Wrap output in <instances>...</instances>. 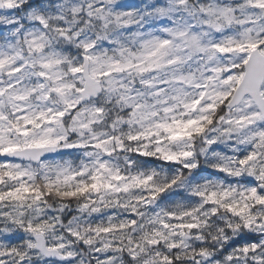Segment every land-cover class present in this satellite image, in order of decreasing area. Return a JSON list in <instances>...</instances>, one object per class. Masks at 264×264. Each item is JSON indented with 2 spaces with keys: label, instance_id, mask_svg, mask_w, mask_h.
Masks as SVG:
<instances>
[{
  "label": "clouds",
  "instance_id": "obj_1",
  "mask_svg": "<svg viewBox=\"0 0 264 264\" xmlns=\"http://www.w3.org/2000/svg\"><path fill=\"white\" fill-rule=\"evenodd\" d=\"M254 0H20L19 9H8L0 5V47L8 50L11 44L19 54L16 63L26 65L17 91L33 89L29 103L37 109L63 111L59 123L51 125L55 129L54 137L63 136L56 148L43 154L39 162L26 161L35 170V183H43L44 177L49 180L57 178V172L67 169L69 173L84 171V175H74L70 181L71 190H75L80 181L91 183L90 176L98 164L107 165L108 169L118 170L122 176L155 170L163 175H181L183 182L171 189V205L154 203L139 210L146 214L137 228L125 232H116L109 236H95L82 232L85 238H92L91 245H85L70 234L69 229L78 230V226L98 223L111 216L118 222L128 217L126 209L112 204L110 207L98 205L99 213H92L91 206L81 211V206L89 200H97L98 194L88 192L78 198H61L46 193L39 202L28 200L23 207L5 201L0 203V244L12 246L25 253L23 264H145L151 261L156 252L167 254L173 258V264H264V205L248 201V213L254 217L250 227L245 228L240 216H235L218 205L204 204L201 198L193 193L197 190L235 191V199L239 200L242 189L255 186L260 188L257 176L264 170V149L258 150V158L249 162L239 175L221 172L216 165L240 169L239 159L252 151L248 144L236 143L235 139L219 142L215 148L204 144L203 136L191 141L193 157L180 162L162 161L155 156H141L143 151L155 152L156 140L166 144L162 130L160 136L147 135L148 131H156V123L170 121L175 113L163 111L160 101L164 95L157 96L161 88L170 89L163 83L170 79L163 72L148 71L138 73L136 70L123 68L126 61L142 58L147 51L146 43L153 38H170L167 30H182L203 36L205 43L216 42L226 35H238L249 29L253 36L264 38V10L253 6ZM221 9H228L232 17L231 23L223 24L222 30L211 25L216 23ZM179 43V41H177ZM91 47L85 53L84 45ZM88 55L92 59L84 60ZM59 59L65 62L55 63ZM221 62H227L228 56H221ZM200 57H193L190 67H197ZM121 62L118 66L114 62ZM50 63L51 67L43 68L42 63ZM72 66L85 67V74L92 72H108L100 77L99 90L80 95L75 87L65 89L63 95L51 92L45 99L44 94L54 86L57 78L61 83L79 86L82 74H73ZM46 72L50 79L39 76ZM5 74L0 80L7 81ZM145 81H151V86ZM39 85H44L43 89ZM192 92L194 89H187ZM173 93L169 91L168 95ZM74 103L67 108L65 101ZM78 101V103H76ZM171 103V101H169ZM103 111L95 113L96 108ZM186 118V117H185ZM215 133L210 129L206 135ZM129 136H137L129 140ZM119 143L117 142V139ZM110 141L103 148L95 147L98 142ZM189 142L170 145L173 151L180 150ZM65 144L82 145L67 148ZM106 149V150H105ZM203 149V151H201ZM221 153L224 159L214 156ZM232 158V159H229ZM235 161V162H233ZM185 163H195L197 167L186 170ZM41 164L47 167H41ZM248 168L255 169L250 175ZM108 176V172H104ZM117 183V182H114ZM43 190V189H42ZM62 190H69L63 186ZM127 199L123 193L116 194ZM116 197L108 196L112 200ZM225 203H231L227 198ZM199 207L201 227L187 232L183 243L187 247L168 249L162 242L159 247L144 245V251L137 250V258L132 259L128 249V238L137 243L141 240V226L150 231L147 223L152 213L162 207ZM217 207V213H210ZM23 212V216L19 213ZM208 213V215H204ZM11 214V216L9 215ZM22 219L25 227L28 221L33 225L45 224V233L37 240L38 234L24 231L12 223V218ZM231 225V227H229ZM239 225V227H237ZM19 234L22 239L9 240L8 237ZM199 236L200 239H196ZM247 241H255L257 248L244 253L237 251ZM180 241V237H175ZM40 243L44 249L58 248L57 252L47 253L40 247L29 248L27 243ZM112 241L111 247L105 243ZM63 245L59 248V245ZM250 246V244H249ZM121 251H115V248ZM206 248L208 256H194L193 251ZM69 253L71 255H69ZM179 254L180 259L175 257ZM232 255L231 261L225 257ZM7 264H19L15 256L4 258Z\"/></svg>",
  "mask_w": 264,
  "mask_h": 264
},
{
  "label": "snow or ice",
  "instance_id": "obj_2",
  "mask_svg": "<svg viewBox=\"0 0 264 264\" xmlns=\"http://www.w3.org/2000/svg\"><path fill=\"white\" fill-rule=\"evenodd\" d=\"M0 5L8 9L21 7L20 0H0ZM253 6L264 10V0H254ZM219 17L220 19L211 25L218 31L222 30L223 24H230L232 21L228 9H221ZM167 31L170 38H153L146 43L147 51L142 58L126 61L122 65L123 68L136 70L141 74L148 71L165 73L170 79L163 83L171 87L170 89L161 88L155 95L166 97L160 101L161 104L166 105L163 111L172 114L177 109H183V112L171 115L170 121L166 118L156 123L153 126L156 131L150 129L147 133V135L159 137V130H162L166 134L163 137L166 144L161 145V141L157 139L158 146L155 152L143 151L140 154L141 156L159 154L158 158L162 161L180 162L193 157L194 152L190 150L192 148L190 142L198 136L205 137L204 144L212 148H215L219 142L235 139L236 143L248 144L253 150L239 159L240 169L234 170L220 165L216 167L221 172L239 175L249 162L258 158V150L264 149V38L253 36L252 30L249 29L238 35H226L220 41L205 43L201 34L188 33L179 29ZM83 47L87 53L91 45L85 44ZM221 56H228L229 60L221 62L219 59ZM193 57H200L198 66L195 68L189 66ZM18 58L19 54L13 45L10 44L8 50L0 47V76L6 74L9 77L7 81L0 80V203L8 201L22 208L28 200L32 203L39 202L46 193L61 198H78L91 191L97 193L99 198L83 204L81 211H86L91 206L92 213H99L101 209L98 205L101 204L104 207L116 204L128 211V217L118 222L114 217L109 216L86 227L78 226L76 231L70 228V234L78 240L82 239L85 245H91L93 239L85 238L81 235L82 232L92 233L98 237L125 232L128 229L137 228L140 221L144 220L146 214L142 213L140 208L149 207L154 203L171 205L172 198L168 193L183 182V177L181 175L167 176L155 170L122 176L118 170H111L105 164H98L90 176L91 183L80 181L75 190H71L70 181L73 180L74 175L82 176L85 173L80 171L73 174L61 168L54 181L44 177L42 184L35 183V170L30 164L24 162H39L45 152L56 148L60 140L66 139L63 136L54 137L55 129L51 127L59 123V118L65 113L51 108L37 109L31 105L29 101L32 93L36 91L35 88L25 89L23 92L17 91L26 67L16 63ZM90 59H92L90 56H84V60ZM62 62L65 61L59 59L55 61V63ZM114 63L118 66L121 64L119 61ZM41 67L48 68L51 64L45 62L41 64ZM70 71L73 74H82L79 86L61 83L57 78L49 77L46 72L39 73V76L45 79L51 78L56 81L48 93L44 94L45 99L51 92L63 95L65 89L72 87H75L80 95L90 94L99 90L100 77L109 75L108 72L103 71L85 74L83 66H72ZM145 83L150 86L152 84L151 81H145ZM38 87L43 89L45 86ZM189 88L194 91H187ZM169 91L173 94L168 95ZM65 104L67 108L74 107V103L67 100ZM102 111L98 107L95 109L96 114ZM210 129L215 134L208 137L206 133ZM137 138V136L128 137L129 140ZM115 139L119 143L118 138ZM185 141L189 143L180 150L173 151L170 147L172 144ZM109 142H98L94 146L103 148ZM79 146L82 145L65 144L67 148ZM213 155L224 159L221 153L214 152ZM41 167H47V165L41 164ZM183 167L186 170H192L197 165L185 163ZM105 171L108 172L107 177L104 176ZM248 171L250 175L256 174L255 169L248 168ZM257 180L260 182V188L252 186L242 189L239 192V200L234 198V190L221 192L197 190L193 195L201 198L204 204L218 205L220 209L240 216L244 227L248 228L254 219L247 212L248 201L264 205V170H261ZM63 186H67L69 190H62ZM118 193L126 194L127 199L117 197ZM110 195L116 198L107 199ZM227 198H232V202L225 203ZM173 207H178L180 210L162 207L152 213L147 221L151 225L150 231H145L141 226L143 243H137L131 237L128 238L127 250L132 259L137 258V250L141 253L145 250V244L159 247L163 242L170 250L187 247L183 243V240L188 238L185 230L191 232L201 227L200 209L198 206L175 205ZM217 210V207H212L210 213L214 216ZM23 215V212L19 213V216ZM12 223L23 228L24 231L38 234V241L47 228L45 224L33 225L31 221H28L25 227L24 221L15 217L12 218ZM177 236L181 238L180 241L174 239ZM7 239L19 240L22 237L17 234ZM196 239L200 237L197 236ZM242 240L245 246L237 251L248 253L257 248L255 241H247L244 238ZM111 244L112 241L106 242L105 248L111 247ZM27 246L40 247L47 253L58 251V248L44 249L42 244H33L31 241L27 243ZM62 247V244L59 245V248ZM114 250L121 251L118 247ZM193 255L206 258L208 251L201 247L198 251L194 250ZM8 256H15L19 264H23L25 259V253L20 249L0 244V264H7L4 258ZM175 259H180L179 254ZM225 259L231 261L233 257L228 255ZM104 264H110V261ZM145 264H173V258L156 252L154 258L151 261H145ZM196 264H199V261Z\"/></svg>",
  "mask_w": 264,
  "mask_h": 264
}]
</instances>
